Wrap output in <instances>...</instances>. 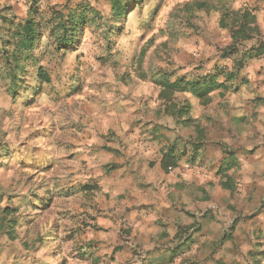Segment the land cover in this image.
I'll return each mask as SVG.
<instances>
[{
	"label": "rangeland",
	"instance_id": "374dc122",
	"mask_svg": "<svg viewBox=\"0 0 264 264\" xmlns=\"http://www.w3.org/2000/svg\"><path fill=\"white\" fill-rule=\"evenodd\" d=\"M81 1L90 2L99 16L84 28L76 47L58 49L53 37L61 33L57 13L68 15ZM111 2L0 0L1 206L17 209L25 223L17 227L15 239L0 234V264L35 256L37 243L45 245L38 252L41 264H71L68 258L92 255L94 245L87 242L88 228L81 219L83 206L92 203L84 200L80 186L71 194L66 185L72 173L65 168V135L73 121L99 106L101 88L152 78L174 81L188 69L202 74L196 77L217 72L216 81L225 84L239 79L237 73L244 69L241 81L248 91H264V53L250 58L264 47V0H122L127 10L121 19L114 16ZM239 10L254 12L256 29L235 42L230 26L221 21ZM31 12L41 24L40 47L17 61L14 46L7 43L10 23H22ZM226 21L232 23V16ZM32 58L38 63L31 65ZM38 65L50 82H40ZM36 86L37 95L32 91ZM241 189L232 195L241 196L247 207L237 212L234 206L229 218H223L217 247L197 249L196 264L198 257L211 264H264V186ZM117 254L122 264H133L130 251Z\"/></svg>",
	"mask_w": 264,
	"mask_h": 264
},
{
	"label": "crops",
	"instance_id": "0c3cea01",
	"mask_svg": "<svg viewBox=\"0 0 264 264\" xmlns=\"http://www.w3.org/2000/svg\"><path fill=\"white\" fill-rule=\"evenodd\" d=\"M192 70L181 77L202 75ZM246 73L220 81L204 97L190 86L170 93L157 78L101 88L99 106L65 135V168L72 173L66 185L71 194L80 186L92 203L81 219L94 245L90 257L68 258L71 264H122L117 252L127 250L133 264H196L197 249L217 247L223 218L234 206L247 207L232 193L264 186V91L251 94L241 81ZM225 178L235 188L225 187ZM38 252L13 264H41Z\"/></svg>",
	"mask_w": 264,
	"mask_h": 264
},
{
	"label": "trees",
	"instance_id": "16d2710c",
	"mask_svg": "<svg viewBox=\"0 0 264 264\" xmlns=\"http://www.w3.org/2000/svg\"><path fill=\"white\" fill-rule=\"evenodd\" d=\"M112 10L114 16L118 19H121L122 15H124L125 10H127V3H123L122 0H112ZM32 9V8H31ZM34 11V10H32ZM60 15V22L57 23V28L60 29V34H53L55 38L56 45L58 49H64L66 51L72 50L79 43V38L82 35L84 28L87 25L94 24L96 20V16H99L98 10L90 3V2H82L78 4V7L72 9L68 15L63 13V11H58ZM232 23L225 22L226 17L231 18ZM225 20L221 25L223 27L231 28L232 38L235 42L240 40H244L250 36V33L256 29L254 26V12L251 10L245 11H236L229 16L225 15ZM232 24V26H231ZM12 31H9L10 34L7 35L8 41L7 43H11L14 46L15 51V59L18 61L21 57L32 56L33 51H35L38 47H40V41L42 38V33L40 31L41 24L36 20L35 17L32 16V12L26 16L22 23H13L11 22ZM15 25V26H14ZM55 27V26H54ZM8 52V50L6 49ZM12 53V56H13ZM264 53V47H257L255 54H250V58L258 57ZM34 57V56H33ZM38 60L36 58H32L30 64H37ZM37 77L41 83L50 82L51 77L45 70L42 65H38L37 69ZM217 73H208L207 75L200 76L193 80H186L184 77L178 78L174 81H171L168 77H164L162 79H157V82L162 84L168 92L173 93L176 90H187L190 86V90L193 91L198 96L204 97L206 96L215 85H221L216 81ZM184 83V84H183ZM35 95L39 94L40 87L36 86L32 90ZM225 183V187L230 189L235 188L232 181L229 178H225L223 181ZM1 193H0V234L5 232L10 238H17V227L20 225H25V223L21 220L19 215H17V209H14L9 206H1ZM31 219L28 220V222ZM239 264V263H235Z\"/></svg>",
	"mask_w": 264,
	"mask_h": 264
},
{
	"label": "built area",
	"instance_id": "2783aa9c",
	"mask_svg": "<svg viewBox=\"0 0 264 264\" xmlns=\"http://www.w3.org/2000/svg\"><path fill=\"white\" fill-rule=\"evenodd\" d=\"M184 166L188 168L189 167V164H185Z\"/></svg>",
	"mask_w": 264,
	"mask_h": 264
}]
</instances>
